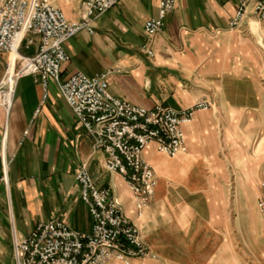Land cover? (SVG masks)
<instances>
[{
	"label": "crops",
	"instance_id": "obj_1",
	"mask_svg": "<svg viewBox=\"0 0 264 264\" xmlns=\"http://www.w3.org/2000/svg\"><path fill=\"white\" fill-rule=\"evenodd\" d=\"M48 1L68 21L81 20L85 0ZM159 2L122 0L96 17L93 35L82 31L67 43L70 61L63 67L61 81L79 72L90 77L114 72L110 94L145 109L159 105L189 109L204 99L217 102L216 95L223 101L215 89L228 84L234 55L244 57L239 49L244 33L252 36V25L264 28V20L249 15L243 24L246 29L240 32L230 27L237 0H177L164 29L148 39L144 26L158 16ZM260 34L264 38V31ZM39 45L40 39L29 35L21 56L33 57ZM9 58L0 55V86ZM196 115L206 117L204 112ZM203 128L197 123L185 127L188 152L175 158L160 154L155 144L145 149L144 158L154 168L158 185L154 201L139 218L126 181L105 169L104 155L94 152L59 83L50 80L44 88L32 76L20 78L10 110L0 104V264H17L15 243L23 242L41 223L61 220L77 232L91 234L92 218L75 179L85 164L98 187L113 190L144 242L159 256L158 262L136 259L131 264H214L212 209L204 212L208 220L196 221L195 215L202 212L174 200L171 184L179 179L187 183L192 196H212L213 178L207 172L221 164L219 158H208L195 136ZM225 226L219 230L227 241L229 225Z\"/></svg>",
	"mask_w": 264,
	"mask_h": 264
},
{
	"label": "built area",
	"instance_id": "obj_2",
	"mask_svg": "<svg viewBox=\"0 0 264 264\" xmlns=\"http://www.w3.org/2000/svg\"><path fill=\"white\" fill-rule=\"evenodd\" d=\"M121 1L85 0L81 20L70 22L63 11L48 0H0V55L19 54L29 35L40 39L36 55L18 58L21 66L18 72L15 67L16 82L32 76L44 88L50 80L59 83L78 125L92 140L94 152L104 155L105 169L126 181L140 218L154 201L158 185L154 168L144 158L145 149L155 144L160 154L170 158L187 153L185 127L194 122L198 112L209 111L213 105L204 99L189 109L164 105L141 108L110 94L109 80L114 72L93 77L79 72L61 81L63 67L70 61L67 43L82 31L93 35L95 18L116 8ZM237 1L231 29L240 30L249 15L264 20V0ZM176 5L177 0H160L158 16L146 21L144 26L148 39L164 29ZM27 43L32 44V40ZM6 77L7 74L0 86V104L8 111L12 100L6 101L2 96L8 91L4 84ZM13 93L14 90L12 98ZM75 179L92 218L91 234L77 232L61 220L38 224L23 242L15 243L17 264L159 261V256L144 242L140 229L126 216L113 190L97 186L88 165L77 171ZM262 192L258 209L264 223V185Z\"/></svg>",
	"mask_w": 264,
	"mask_h": 264
},
{
	"label": "rangeland",
	"instance_id": "obj_3",
	"mask_svg": "<svg viewBox=\"0 0 264 264\" xmlns=\"http://www.w3.org/2000/svg\"><path fill=\"white\" fill-rule=\"evenodd\" d=\"M245 29L243 25L239 31ZM260 30L264 28L253 24L252 36L244 33L239 44L244 57L234 55L228 84L215 89L214 94L224 100L216 95L218 101L211 102L213 107L204 112L206 117L196 115L193 122L204 126L195 136L207 149L208 158L220 160L221 165L207 172L213 178L209 183L212 196L194 197L187 183L179 179L171 182L174 200L202 212L195 215L196 221L208 220L209 214L204 212L212 209L214 264H264V223L258 209L264 185V38L258 36ZM20 66L17 59V72ZM226 224L227 241L219 230Z\"/></svg>",
	"mask_w": 264,
	"mask_h": 264
},
{
	"label": "bare ground",
	"instance_id": "obj_4",
	"mask_svg": "<svg viewBox=\"0 0 264 264\" xmlns=\"http://www.w3.org/2000/svg\"><path fill=\"white\" fill-rule=\"evenodd\" d=\"M20 57L18 53H15L10 57L9 60V68L7 71V77L4 80V84L8 87V91L6 93H3V97L6 101L12 100V92L14 90L15 82H16V72H15V65L16 60Z\"/></svg>",
	"mask_w": 264,
	"mask_h": 264
}]
</instances>
